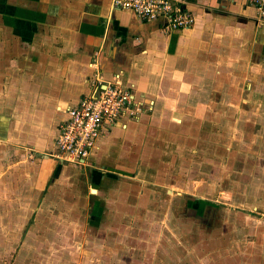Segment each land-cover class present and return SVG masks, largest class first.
Instances as JSON below:
<instances>
[{"label": "crops", "instance_id": "crops-1", "mask_svg": "<svg viewBox=\"0 0 264 264\" xmlns=\"http://www.w3.org/2000/svg\"><path fill=\"white\" fill-rule=\"evenodd\" d=\"M183 9L194 22L167 31L111 0H0V138L11 149L41 156L42 176L50 173L52 159L41 153L53 147L64 109L90 93L97 78L118 74L144 110L105 127L79 165L87 168L93 197L132 199L133 191L123 188L130 176L181 170L190 152L198 155L205 126L235 117L256 92L264 98L258 10L243 0H187ZM163 141L172 159L159 166ZM192 143L197 146L189 152ZM261 190L263 198L264 185ZM143 194L137 195L141 205L150 201Z\"/></svg>", "mask_w": 264, "mask_h": 264}, {"label": "rangeland", "instance_id": "rangeland-1", "mask_svg": "<svg viewBox=\"0 0 264 264\" xmlns=\"http://www.w3.org/2000/svg\"><path fill=\"white\" fill-rule=\"evenodd\" d=\"M255 95L205 126L181 170L127 178L132 199L94 198L87 168L54 144L41 153L53 164L42 176L41 156L0 138V264H264V98ZM161 147L159 166L172 159L169 141Z\"/></svg>", "mask_w": 264, "mask_h": 264}, {"label": "built area", "instance_id": "built-area-1", "mask_svg": "<svg viewBox=\"0 0 264 264\" xmlns=\"http://www.w3.org/2000/svg\"><path fill=\"white\" fill-rule=\"evenodd\" d=\"M187 0H111L114 8L129 10L143 20H157L167 31L189 27L193 15L183 9ZM234 2L236 0H227ZM253 5L264 18V0H243ZM133 87L122 82L119 75L112 79L97 78L92 91L75 105L64 109L54 141L56 152L78 164H84L96 148L105 127L112 126L121 116L134 117L144 110Z\"/></svg>", "mask_w": 264, "mask_h": 264}]
</instances>
